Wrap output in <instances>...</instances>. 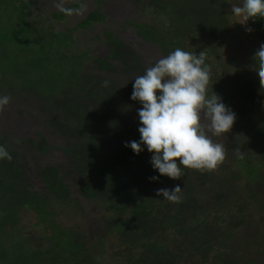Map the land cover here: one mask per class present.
Returning a JSON list of instances; mask_svg holds the SVG:
<instances>
[{"label":"rangeland","instance_id":"rangeland-1","mask_svg":"<svg viewBox=\"0 0 264 264\" xmlns=\"http://www.w3.org/2000/svg\"><path fill=\"white\" fill-rule=\"evenodd\" d=\"M25 1L34 2L30 10L35 17L31 18L27 11H21L20 17L30 24L33 32L41 33L34 35L39 39L35 44L41 46V57L36 61L40 64L27 62L29 54L23 58L25 51H20L21 59H12L10 69L0 66V96L10 97V103L0 111V142L12 154L14 165L25 178L24 184L30 182L34 190L48 194L45 178L58 172L62 179L59 190L66 188L67 197L56 193L49 200L50 209L57 213L64 228L83 237L99 238L108 233L110 221L117 217L113 211V186L112 190L98 187L97 195L90 197L96 191L92 187L94 178L89 179L73 167L87 154L83 132L99 136L100 143L94 148L97 157L113 159L117 153L127 157L125 143L140 138L137 109L141 105L130 99L134 78L166 56L168 46L197 54L204 51L211 69L209 94L213 89L236 114L234 122L238 124L217 136L209 130V121L202 113L206 134L213 142L222 144L224 151L225 142L243 141L246 145L239 147L240 152L264 166V141L255 139L257 128L263 126L264 131V87L255 71L251 70L254 73L249 75L247 64L252 62L249 54L254 53L258 43L252 32L246 30L251 29L249 20L243 23L241 17L231 15V4H239L240 0H162L161 4H156V0ZM214 7L218 9L216 16L212 15ZM91 12H97L99 20L80 28ZM55 13H61L62 18L55 20L52 16ZM213 16L219 25L221 21L225 24L212 29ZM6 20L4 15L0 17L1 22ZM225 31L228 32L221 34ZM61 38L66 41L59 45L56 41ZM12 56L9 53L8 57ZM4 57L0 47V65L7 58ZM105 80L109 81L107 87L103 85ZM123 128L127 132L123 133ZM35 137L44 139L45 145L39 150L30 143ZM227 158L224 156L214 169L202 174L190 172L189 182L208 187L214 177L228 176L220 168L228 164ZM145 167L148 169L149 164ZM130 170L127 166L121 172L123 180L130 177ZM151 176L146 175V181ZM244 179L243 176L241 180ZM166 184L170 185L171 180ZM10 192L17 197L19 186L10 188ZM11 195L6 197L0 189V209L5 211L0 219L6 216L10 224L29 230L33 236L28 249L39 255L35 263L51 264L56 258L55 246L35 236L31 226L36 217L32 212L17 203L5 204L7 198L12 199ZM248 208L253 216L264 214L259 201ZM259 224H254L252 230L257 237L264 231V225ZM233 234L251 246L243 231L234 230ZM133 239L131 235L120 234L108 240L105 251L97 255L96 264H143L138 262L142 256L137 249L131 263L119 260L116 255ZM257 243L258 257L250 253L251 248L249 257L258 259L264 255V240Z\"/></svg>","mask_w":264,"mask_h":264},{"label":"trees","instance_id":"trees-1","mask_svg":"<svg viewBox=\"0 0 264 264\" xmlns=\"http://www.w3.org/2000/svg\"><path fill=\"white\" fill-rule=\"evenodd\" d=\"M156 1V4L162 3V0ZM33 6L32 1L0 0V17L4 15L8 20V22L0 21V47L7 57H4L3 64L0 65L4 69H10L12 59H21L20 51H25L23 58L29 54V58H26L27 62L35 61V65L40 64L36 61L41 57V46L35 44L39 43V39L34 35L40 36L41 33L39 30L33 32L30 24L20 17L21 11H27L31 18H34V12L30 10ZM216 11L218 9L214 7L212 15L216 16ZM52 16L56 20L61 19L63 15L55 13ZM17 17L21 19L17 20ZM98 20L99 14L91 12L79 27H88ZM211 20L215 23L212 29H217L219 25L217 18ZM249 22L251 35L256 37L257 43L264 41V17L250 18ZM223 24L225 22L221 21L219 27ZM228 31L221 34H226ZM63 41L66 39L61 38L56 42L60 45L64 43ZM173 48L174 46H168L165 52L170 53ZM9 53L13 56L8 57ZM249 56L253 57V54ZM247 64L251 71L254 59ZM252 73L254 72L251 71L249 75ZM243 80L244 78L241 82L244 83ZM237 124L238 121L232 126L235 127ZM122 130L123 133L127 132V128ZM83 133L87 154L73 167L85 176L88 175L89 179L94 178L92 187L95 190L98 187L112 190L113 186V211L117 217L110 221L108 233L99 238L93 235L83 237L73 230L64 228L59 222L57 213L50 209L52 204L49 200L50 196L61 193L63 197H67L66 188L59 190L62 179L58 176V172L47 177L48 179L45 178L47 194L43 190H34L30 182L24 184L25 178L14 165L13 157L11 161L0 160L3 165L0 167V189L6 197L9 193L12 194L10 188L19 186L20 189V195L17 197L11 195L12 199L7 198L5 204L17 203L35 215L36 222L31 226L36 233L35 236L56 248V258L51 260V264H96V257L105 251L107 241L120 234L134 237V242L116 252L118 259L125 262L131 263L136 254L134 251L137 249L142 256L138 262L143 264H264V255L258 259L248 255L251 248L250 253L257 256L260 251L257 242L264 240V231H261L260 237L253 235L252 231L254 224L261 226L260 222L264 225V214L253 216V212L248 208V205L259 201L262 203L261 210H264V166L261 161L252 162L247 155L240 152L239 147L246 145L243 141L225 142L227 149L224 156L228 157V164H222L220 168L229 174L214 177L208 188L201 186L202 184L194 185L189 182L191 173L202 174L207 169L182 168V176L178 180L169 178L170 185L166 184V181H170L166 176H161L156 183H149L150 180L146 181V175L153 176L158 172L153 170L149 162L152 154L146 148L135 154L131 148L125 147L127 157L117 153L113 159L99 158L94 152V148L100 143L99 136L87 130ZM231 134L226 136L229 135V138L233 139ZM131 135L132 133L128 138ZM256 138L260 142L264 141L263 126L257 128ZM30 143L37 150L45 145L42 137H35ZM70 150L71 148H67V151ZM72 150L75 148L72 147ZM231 157L233 159L230 160ZM133 161L138 163L135 164ZM147 163L148 169L145 167ZM127 166L131 169V175L127 180H123L124 175L121 172ZM144 169L146 172H143ZM243 176L245 179L242 181ZM195 179L197 182L200 181ZM176 185L181 187L177 200L170 201L158 195L159 189H171ZM97 192L96 190L89 196L95 197ZM0 211V215L5 212L1 209ZM4 217L6 216L0 219V264H36L39 255L28 249L29 240L33 236L31 232L18 224H10L8 217ZM234 230L243 231L251 246L234 236Z\"/></svg>","mask_w":264,"mask_h":264},{"label":"clouds","instance_id":"clouds-1","mask_svg":"<svg viewBox=\"0 0 264 264\" xmlns=\"http://www.w3.org/2000/svg\"><path fill=\"white\" fill-rule=\"evenodd\" d=\"M231 15L241 17L243 23L250 18L264 17V0L232 3ZM253 59L252 70L264 87V41L257 45ZM210 79L205 52L197 54L179 47L134 78L130 99L141 105L137 109L140 138L126 142L125 147L135 154L146 148L152 154L149 162L159 175L149 177L150 182L158 181L160 176L178 180L182 168L211 170L224 159V146L206 134L202 113L209 121V130L217 136L231 128L236 114L213 89L209 94ZM108 84L107 80L103 82L105 87ZM9 103V96H0V111ZM11 159L8 150L0 145V160ZM180 191L181 187L176 185L159 189L158 195L175 201Z\"/></svg>","mask_w":264,"mask_h":264}]
</instances>
